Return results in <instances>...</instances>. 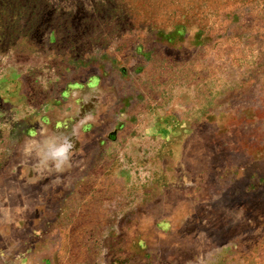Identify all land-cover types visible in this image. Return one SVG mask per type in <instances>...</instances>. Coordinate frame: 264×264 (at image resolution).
Returning <instances> with one entry per match:
<instances>
[{
	"label": "rangeland",
	"instance_id": "1",
	"mask_svg": "<svg viewBox=\"0 0 264 264\" xmlns=\"http://www.w3.org/2000/svg\"><path fill=\"white\" fill-rule=\"evenodd\" d=\"M0 264H264V0H0Z\"/></svg>",
	"mask_w": 264,
	"mask_h": 264
},
{
	"label": "clouds",
	"instance_id": "2",
	"mask_svg": "<svg viewBox=\"0 0 264 264\" xmlns=\"http://www.w3.org/2000/svg\"><path fill=\"white\" fill-rule=\"evenodd\" d=\"M72 148L71 139L67 136L58 143L46 141L42 160L51 161L56 167H60L70 159Z\"/></svg>",
	"mask_w": 264,
	"mask_h": 264
}]
</instances>
